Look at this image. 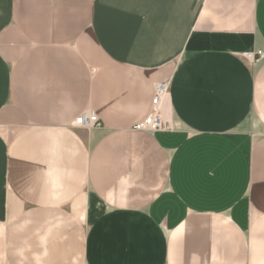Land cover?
I'll return each mask as SVG.
<instances>
[{"label": "crops", "instance_id": "1", "mask_svg": "<svg viewBox=\"0 0 264 264\" xmlns=\"http://www.w3.org/2000/svg\"><path fill=\"white\" fill-rule=\"evenodd\" d=\"M0 264H264V0H0Z\"/></svg>", "mask_w": 264, "mask_h": 264}, {"label": "built area", "instance_id": "2", "mask_svg": "<svg viewBox=\"0 0 264 264\" xmlns=\"http://www.w3.org/2000/svg\"><path fill=\"white\" fill-rule=\"evenodd\" d=\"M242 56L249 61H256L257 59H255V56L259 58L261 56V52L243 53ZM168 88V82H159L154 84L151 112L143 121L134 125L133 129L135 131L152 134L157 131H164L168 129V125L163 120L160 113V105L163 99L168 95ZM73 124L75 127L85 129H91L101 125L99 118L93 111L80 114L75 118Z\"/></svg>", "mask_w": 264, "mask_h": 264}, {"label": "bare ground", "instance_id": "3", "mask_svg": "<svg viewBox=\"0 0 264 264\" xmlns=\"http://www.w3.org/2000/svg\"><path fill=\"white\" fill-rule=\"evenodd\" d=\"M161 113V112H160Z\"/></svg>", "mask_w": 264, "mask_h": 264}]
</instances>
